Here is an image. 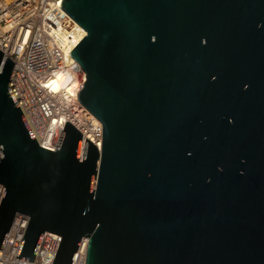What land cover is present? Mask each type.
Here are the masks:
<instances>
[{
    "label": "water",
    "instance_id": "obj_1",
    "mask_svg": "<svg viewBox=\"0 0 264 264\" xmlns=\"http://www.w3.org/2000/svg\"><path fill=\"white\" fill-rule=\"evenodd\" d=\"M86 32L68 56L101 152L66 122L41 148L0 73V250L45 232L53 264H264V0H62ZM3 53L0 51V63Z\"/></svg>",
    "mask_w": 264,
    "mask_h": 264
},
{
    "label": "built area",
    "instance_id": "obj_2",
    "mask_svg": "<svg viewBox=\"0 0 264 264\" xmlns=\"http://www.w3.org/2000/svg\"><path fill=\"white\" fill-rule=\"evenodd\" d=\"M61 1L0 0V73L9 58L14 63L9 87L38 145L56 152L69 122L82 134V160L86 139L101 152L103 126L63 83L64 75L74 77L81 69L68 56L86 34L60 7ZM4 193L3 187L0 205ZM30 218L15 213L0 264H53L62 237L50 232L43 234L34 262L16 259ZM88 245L89 239L83 237L72 264H86Z\"/></svg>",
    "mask_w": 264,
    "mask_h": 264
},
{
    "label": "bare ground",
    "instance_id": "obj_3",
    "mask_svg": "<svg viewBox=\"0 0 264 264\" xmlns=\"http://www.w3.org/2000/svg\"><path fill=\"white\" fill-rule=\"evenodd\" d=\"M84 34H86V32ZM63 83L69 89L73 90L75 93L78 94L79 89H80L81 84H82V71H81V69L76 71V73L74 74V77L70 76V75H64Z\"/></svg>",
    "mask_w": 264,
    "mask_h": 264
}]
</instances>
